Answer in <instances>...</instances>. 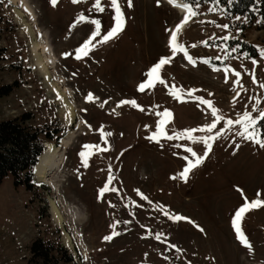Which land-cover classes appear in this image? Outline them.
Returning a JSON list of instances; mask_svg holds the SVG:
<instances>
[{
  "label": "rangeland",
  "instance_id": "374dc122",
  "mask_svg": "<svg viewBox=\"0 0 264 264\" xmlns=\"http://www.w3.org/2000/svg\"><path fill=\"white\" fill-rule=\"evenodd\" d=\"M24 1L35 18L20 1L0 0V83H15L10 94L0 97V118L27 115L29 124L54 136L48 140L43 134L44 148L59 146L71 131L74 137L59 147L65 176L58 191L32 170V190L15 186L11 174L4 178L0 264H28L37 237L60 243L76 264H264V204L248 209L239 221L248 245L236 239L231 226L245 198L264 200L260 118L249 125L248 131L257 134L252 139L238 134L235 124L218 136L213 133L206 155L202 140L178 135L186 128L196 129L192 135H207L199 129L214 118L212 107L225 120H237L244 111L255 118L264 110V28L257 9L250 20L228 13L220 0H192L195 15L176 39L195 61L190 63L183 51L173 55L168 45L183 15L165 0H130L131 6L129 0H117L124 26L103 42L100 35L115 23L110 0H100V11L96 0ZM18 11L22 21L16 19ZM94 19L101 33L90 41L87 55L77 59L75 49L95 30ZM225 35L228 40L222 39ZM39 39L47 42L54 61L48 81L32 53ZM160 56L171 57L159 70L165 83L140 91L138 85ZM251 69L257 70V85L245 92L246 86L232 80ZM52 85L74 104L72 121L61 113L63 98ZM165 109L170 112L166 120L158 115ZM159 120H164V134L151 139ZM217 124L214 132L224 127ZM102 133L107 135L101 138ZM188 148L203 160L196 164ZM81 151L88 155L81 158ZM185 156L194 166L182 179ZM164 212L189 219L171 220ZM106 235L111 238L104 240Z\"/></svg>",
  "mask_w": 264,
  "mask_h": 264
},
{
  "label": "trees",
  "instance_id": "16d2710c",
  "mask_svg": "<svg viewBox=\"0 0 264 264\" xmlns=\"http://www.w3.org/2000/svg\"><path fill=\"white\" fill-rule=\"evenodd\" d=\"M189 3V0H185ZM230 14L246 15L250 20L260 14L264 28V0H220ZM192 0H190V4ZM255 9V10H254ZM246 50V48H244ZM255 54V52H254ZM3 65H0V72ZM15 83L1 84L0 97L13 91ZM27 115L0 118V185L4 178L11 174L15 186L24 185L26 189H34L32 168L44 150V138L54 136L42 128L34 127L27 122ZM259 136L264 138V117L257 121ZM56 133L59 130H55ZM44 134V138H43ZM31 257L28 264H76L73 254L69 253L60 243L37 237L30 246Z\"/></svg>",
  "mask_w": 264,
  "mask_h": 264
},
{
  "label": "snow or ice",
  "instance_id": "6c2138e0",
  "mask_svg": "<svg viewBox=\"0 0 264 264\" xmlns=\"http://www.w3.org/2000/svg\"><path fill=\"white\" fill-rule=\"evenodd\" d=\"M52 3H55V0H51ZM77 0H73V3H76ZM213 2L215 3V0H213ZM110 6L112 9L115 10V15L113 17L115 23L104 33H102L100 35V39L101 42L106 41L109 39V37L113 36L114 34H116L117 32H119L121 30V28L124 26V19H123V14L121 12V8L118 5L117 0H110ZM129 6H131L130 4V0H129ZM183 7L185 9H187L189 12H191V4H190V0L189 3H185L183 5ZM95 9L97 11L101 10V2L100 0H96L95 2ZM214 10V9H209ZM193 15H195L194 12H192ZM78 20H84L85 16L83 14H80L77 17ZM185 19H187V16H185ZM185 20L182 19L180 20L179 23H177L175 25V29L172 30L171 36L168 39V45L171 47L172 50V54L175 55L177 53V51H183L184 52V57L186 60H188V62L190 63H195V61H193L192 57L190 55H188V53L184 50V46L182 44H178L175 43L176 41V37H177V31L181 28V25L184 24ZM92 24L95 25V30L92 31L91 35L88 36L87 39H85L83 41V43H81L76 49H75V54H76V58L79 59L82 55H87V49L90 46V41H92L93 37H97L99 33H101V29H100V21L99 20H92ZM223 28L227 29L229 27V25L224 24L222 25ZM223 40H228L229 37L227 35H225L224 37H222ZM203 43V41H202ZM262 55H264V50H262ZM62 55L67 56L68 53H62ZM171 59V57L169 56H160L159 59L153 63L151 65V67L148 68L147 70V79H143L142 82L138 85V89L140 91H143L145 89L151 88L153 86V84H155L156 82H159L160 84H164L165 81L161 79L160 75H159V70L161 69V67L163 65H165L169 60ZM207 62V61H205ZM256 61H253V63H255ZM236 76H239V73H235ZM189 92L193 91L192 89L188 90ZM172 94L174 96H176L177 99H179V94L176 90L175 87L172 88ZM91 97V93L88 94L87 98ZM195 100L197 101H202L203 104L206 105H211V101L210 100H205L203 97L201 96H195L194 97ZM118 103L120 104H124V103H129V104H133V106L139 107V105L135 104V101H119ZM217 109L215 107L211 108V114L212 117H214L210 123H204L200 126L201 131L203 130H207V135L204 136H196V135H192V133L194 131H196V129L193 128H186L183 130V132L179 133L178 135H186L187 138L189 140H193V141H203L204 142V154H207V150H208V143L209 141H211L214 138V135L218 136L220 135L223 131L224 128L228 127L229 125H239L240 126V133H243L246 139H252L256 137V133L255 132H249L248 128L249 125H255L256 123V119H259L260 117H264V110H260L259 114L257 117H253L252 115H250V113L248 111H244L243 114L239 117V119L237 120H231V119H227L225 120L223 117L221 116H217ZM158 115H163L165 120L169 118L170 116V112L168 109H165L163 111V113H158ZM217 121H221L224 124L223 128H220L219 132H214V130L218 127ZM164 123V120H159L156 123V131L152 132L150 134V138L151 139H157L159 136L163 135V129H162V125ZM145 127H147V125H145ZM214 133V135H213ZM104 135H107V133H102L101 138H103ZM174 135H177L176 133H174ZM261 146H264V139H259L257 141ZM85 149L89 148L90 146L88 144H85L83 146ZM187 152L192 153V155L194 157H196L195 163L198 164L201 160H203L204 156H197V154L195 152H193L192 148H188ZM88 155L87 152L85 151H81L80 152V156L81 158H84ZM185 159H188L187 156H185ZM194 166V162L191 159H188V163L187 165L183 168V171H181L179 173L180 178H186L187 174L189 172V169L192 168ZM108 185L105 184L104 187L100 188L99 191L101 193L105 192V190L107 189ZM241 195L243 196V192L241 191ZM146 199V197H145ZM261 204H264V200L261 199H251V201H249L247 198L244 199V202L240 204L239 207L235 208L234 210V215H232L231 217V226L232 228L235 230V237L236 239L243 245H248V240L246 239L244 233L242 232L241 226L239 221L242 218V215L250 208H256L259 207ZM165 216H168L169 219L171 220H188V217L185 216H181L179 214H175L173 213L172 215L169 216L168 212H164ZM197 227H199L197 225ZM201 231H203V229H200ZM116 233H113V235H115ZM110 236H104L103 239L104 240H108L110 239ZM159 238V237H157Z\"/></svg>",
  "mask_w": 264,
  "mask_h": 264
},
{
  "label": "bare ground",
  "instance_id": "6f19581e",
  "mask_svg": "<svg viewBox=\"0 0 264 264\" xmlns=\"http://www.w3.org/2000/svg\"><path fill=\"white\" fill-rule=\"evenodd\" d=\"M12 1L14 2L20 1L21 5L25 7V9L31 13L33 18H35V15L32 11L31 6L27 4L26 1L24 0H12ZM165 1L168 4H170L173 8H176L178 12L183 15L182 19H184L185 22L184 24L181 25V28L179 29V30H183L185 28L186 23L191 18L192 10L191 12H189L187 9L183 7V5L185 4L183 0H165ZM21 16H22L21 11H18L16 15V19L18 21H22ZM185 16H187V19H185ZM174 29L175 27L173 28V30ZM171 33H170V36H171ZM31 48H32V53L34 55V62L36 63L35 65L39 73L41 74V77H43L45 81H48L51 77L50 69L54 67V63H53L54 61L51 55L52 52L47 46V42L42 39L36 40L32 43ZM243 74H240L239 76L234 77V79L232 80L233 81L232 83L238 86H246L245 92L251 89H254L257 85V82H256L257 70L251 69L248 72L247 76H243ZM52 87L54 88V90L58 92L57 94H60V97L63 98L61 113L64 116H67V119L72 121L76 114V108L74 107V104L69 102V100L67 99L68 95L65 91L59 90L57 86L55 85H52ZM220 91H221V87L218 88L219 93ZM63 94L65 97L63 96ZM73 137H74V132L71 131L69 132L67 136L63 137L60 140L59 146L53 143H47L46 148L44 149L42 154L39 156L38 161L33 168V173L35 175L40 177V179L43 180L44 182L54 187V190L56 189L57 191H58V186H59L58 184H60V182L63 180V177L65 176V172L63 169L64 154L59 153V150H60L59 147H63V148L67 147V145L71 142ZM53 211L55 213V217L58 219L59 222H61L57 205L54 206Z\"/></svg>",
  "mask_w": 264,
  "mask_h": 264
}]
</instances>
